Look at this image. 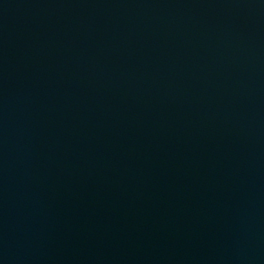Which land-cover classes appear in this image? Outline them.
<instances>
[{"label":"water","instance_id":"95a60500","mask_svg":"<svg viewBox=\"0 0 264 264\" xmlns=\"http://www.w3.org/2000/svg\"><path fill=\"white\" fill-rule=\"evenodd\" d=\"M0 264H264V0H0Z\"/></svg>","mask_w":264,"mask_h":264}]
</instances>
